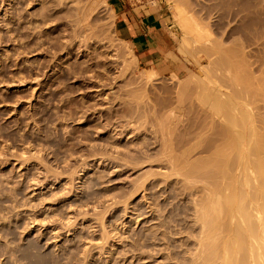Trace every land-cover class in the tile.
Instances as JSON below:
<instances>
[{
  "label": "rangeland",
  "instance_id": "1",
  "mask_svg": "<svg viewBox=\"0 0 264 264\" xmlns=\"http://www.w3.org/2000/svg\"><path fill=\"white\" fill-rule=\"evenodd\" d=\"M73 1L0 0V264H192L204 188L188 169L221 129L197 96L213 75L240 86L211 52L245 54L264 119V0H78L95 1L79 25ZM125 17L172 37L155 66L134 61ZM190 17L210 39L185 50Z\"/></svg>",
  "mask_w": 264,
  "mask_h": 264
},
{
  "label": "bare ground",
  "instance_id": "2",
  "mask_svg": "<svg viewBox=\"0 0 264 264\" xmlns=\"http://www.w3.org/2000/svg\"><path fill=\"white\" fill-rule=\"evenodd\" d=\"M77 1L78 0H74L73 2ZM97 2L100 5L108 6L107 0H97ZM94 3L95 1H90L85 4L82 3L83 5L79 6L81 3L78 4L77 2L79 6L77 7V9H79L76 15L77 17H75L77 18V22H75L76 25L81 24L87 17L91 16L94 13ZM178 5L179 4H177V7H175L178 9L180 8L179 10L177 9V11H179V15H176V18L185 13V10L182 9V6L180 5V7ZM114 16L115 15H113V17ZM191 18L192 17L180 23L181 31L179 33L181 34L183 39V47L184 45H186L185 50H187V47L189 46L191 48L194 47L195 44L197 45L201 42H209L210 39V34L201 26H197V21L194 20V18H192V21ZM190 44H192V46ZM217 46L218 47H216V50L225 48H220V46L222 45ZM231 46L232 45H230V47ZM239 49L242 48L240 47ZM222 50H226V48ZM228 50L227 52L233 51L229 48ZM240 51L242 55V50ZM221 52L223 53L224 51ZM210 54L220 57V62L219 60H217V62L220 63V67L226 65L225 67L229 66V68L227 69H231L229 71H232L233 67L230 68V66H235V68L238 70L237 72L240 74H236V76H234L233 80L235 81V84H233L238 86L240 85V88H232V90L230 88H227L226 86L227 89H224L225 87H223V85L221 84L224 82L228 83V78H226L225 76V79H223L224 81L222 83H219V78L217 79L213 74L216 72L221 73V69L215 66L214 68L216 69L212 70L211 68H209V71L211 70L209 75H211L212 72L214 73H212L213 76H211L213 77V79L208 83H213L214 85L211 86L209 91L207 90V94L204 93V95L197 96H202L203 103H208V109L212 114L210 116H212L214 119L213 121L216 122L215 126H221V129L218 134H211V136H216V134L219 135V139L217 140L220 141V144L218 143L219 145L217 146V141H213L216 144L213 143L212 146L208 145V147H214V145H216V147L210 149L211 152H207L209 153V155H206H208L209 157L207 158L206 156H204L203 158H205V160H202L201 158L199 159L200 162L196 160V162L198 163H193V166L189 162L191 168L188 169V171L190 172L188 174L189 178H187V176L186 178L189 179V183H192L193 185L196 183L195 181L191 182L190 178L196 179V182L197 180H200L197 183H201L204 188L201 189L202 192H204V194H201L202 197L200 196L201 198L198 201H194V219L197 224L199 223L198 226H201H199V229L201 228V232L199 230L200 237L197 240L199 241V243H196V245H199H197L198 247L196 246L195 248V250L198 251H195V253L192 252L194 255L193 261L190 258L191 263L264 264V132L263 134H261L260 130L263 129L258 125V122L262 123V120L264 119H261V122L258 121V118L254 112L255 106H253V104L258 100H255L257 95L256 93H254L256 85L253 84L252 80L253 78L257 77H254L253 72H251L253 74L252 75L249 71H246V69H249L251 65H244L245 60L243 56H245V54L239 59L234 57L235 55L237 56L236 53H234V56H232L233 54L229 56L226 53L221 56L219 54V51L216 54L213 52H211ZM210 57L213 56H209L211 62V64H209V67H212L214 63L213 60L215 59H213V57L211 60ZM134 61L139 62L136 54H134ZM206 69L208 71V68ZM217 69L219 71H214ZM240 69L244 72L243 74H241ZM223 70L224 69H222V71ZM251 70L252 68L250 69V71ZM149 71V74L147 76L154 74V68H152L150 72ZM225 74L226 70L224 72V75ZM215 75L217 76V74ZM197 80L200 81L199 79ZM202 80L204 81L205 78ZM258 82L257 84H261L262 81ZM197 84L195 83V85ZM233 84H229L228 87H232L231 85ZM201 85H203V83ZM261 87L259 86L258 88L260 89ZM199 88L205 89L206 87L201 86ZM222 88L224 91L222 90ZM228 89H230V92H225L228 91ZM261 90L263 91L264 89ZM259 91L258 93L264 94V91ZM196 100H198V98ZM206 105L207 104H205V106ZM203 107L204 105L202 106V108ZM208 109H206L205 111H207ZM258 110L260 109L258 108ZM217 118L219 119V121L215 120ZM209 124L211 125L212 123ZM208 129H210V127ZM216 130H219V128ZM167 138L168 137H166V139ZM211 143L212 142H210V144ZM168 144L170 145L169 142L167 143V145ZM208 147H206V149ZM169 148L172 149L171 147ZM193 148L198 149V146L197 148ZM208 150L209 149H207V151ZM167 152H169V150H167ZM204 152H206V150H204ZM201 173H206V175L202 174L201 177L198 178ZM190 187L193 188V186Z\"/></svg>",
  "mask_w": 264,
  "mask_h": 264
},
{
  "label": "crops",
  "instance_id": "3",
  "mask_svg": "<svg viewBox=\"0 0 264 264\" xmlns=\"http://www.w3.org/2000/svg\"><path fill=\"white\" fill-rule=\"evenodd\" d=\"M118 32L130 42L139 54L137 58L147 66H155L158 60L171 51L173 39L158 18L144 17L143 20L121 18Z\"/></svg>",
  "mask_w": 264,
  "mask_h": 264
}]
</instances>
